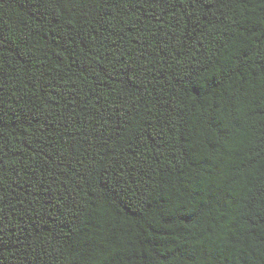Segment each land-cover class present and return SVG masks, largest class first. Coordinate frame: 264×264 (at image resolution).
Instances as JSON below:
<instances>
[{
  "label": "trees",
  "instance_id": "16d2710c",
  "mask_svg": "<svg viewBox=\"0 0 264 264\" xmlns=\"http://www.w3.org/2000/svg\"><path fill=\"white\" fill-rule=\"evenodd\" d=\"M0 264H264V0H0Z\"/></svg>",
  "mask_w": 264,
  "mask_h": 264
}]
</instances>
